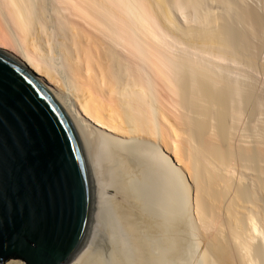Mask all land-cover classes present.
<instances>
[{
  "label": "bare ground",
  "instance_id": "obj_1",
  "mask_svg": "<svg viewBox=\"0 0 264 264\" xmlns=\"http://www.w3.org/2000/svg\"><path fill=\"white\" fill-rule=\"evenodd\" d=\"M0 42L98 141L67 264H264V0H0Z\"/></svg>",
  "mask_w": 264,
  "mask_h": 264
},
{
  "label": "water",
  "instance_id": "obj_2",
  "mask_svg": "<svg viewBox=\"0 0 264 264\" xmlns=\"http://www.w3.org/2000/svg\"><path fill=\"white\" fill-rule=\"evenodd\" d=\"M93 183L63 105L0 45V264H67L88 236Z\"/></svg>",
  "mask_w": 264,
  "mask_h": 264
},
{
  "label": "rangeland",
  "instance_id": "obj_3",
  "mask_svg": "<svg viewBox=\"0 0 264 264\" xmlns=\"http://www.w3.org/2000/svg\"><path fill=\"white\" fill-rule=\"evenodd\" d=\"M93 31H90V33L91 34H94V33H92ZM167 41L168 42H170V39L169 38H167ZM6 48V47H5ZM6 49H8V50H10L11 52H13L14 53V51H12L10 48H6ZM175 103H173V102H170L169 103V107H170V109H171V114H170V117H171V121H172V123L174 122V124L175 123H177L176 124V126L178 127V120H179V112H180V110L179 109H176L177 108V106L176 105H174ZM176 121V122H175ZM91 152L89 153V156H88V161L90 162V164H92V161H91V159H92V157H93V161H94V157L97 155L98 156V154H96V153H99V145H98V141H97V139H96V136H95V134H92L91 135ZM98 151V152H97ZM104 162H101L100 163V165H99V171L98 172H101V174H103L104 175V177H105V175H106V171H107V169H106V167H104L105 165L103 164ZM104 169H106V170H104ZM104 170V171H103ZM104 179V178H103ZM95 200H96V198H95ZM95 208H96V206H95ZM95 210V209H94ZM100 227H96V232H95V234H94V237H93V242L95 243V247H96V243L99 245V246H102V245H104L106 242H105V239H106V233H104L102 230H101V228L99 229ZM196 230V238H197V241H198V243L200 242V239H202V241H201V243L199 244L200 246L198 247V252H199V254L203 251V249H204V243L211 237V234H212V232H213V229L211 228V229H208V231L206 230V231H203L202 229H199V228H196L195 229ZM97 233V234H96ZM202 235V236H201ZM200 236L202 237V238H200ZM199 239V240H198ZM93 245V244H92ZM198 252H197V255H198ZM196 255V256H197ZM196 260V259H195ZM194 264V263H193Z\"/></svg>",
  "mask_w": 264,
  "mask_h": 264
},
{
  "label": "crops",
  "instance_id": "obj_4",
  "mask_svg": "<svg viewBox=\"0 0 264 264\" xmlns=\"http://www.w3.org/2000/svg\"><path fill=\"white\" fill-rule=\"evenodd\" d=\"M0 45L3 46L4 48H10L12 51H14L13 47L11 46V44H9L8 42H0ZM15 52V51H14Z\"/></svg>",
  "mask_w": 264,
  "mask_h": 264
}]
</instances>
